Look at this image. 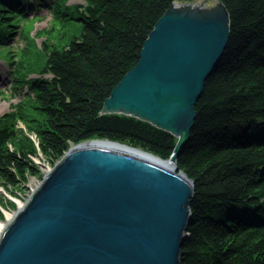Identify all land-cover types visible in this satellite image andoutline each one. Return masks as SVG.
I'll return each mask as SVG.
<instances>
[{
  "label": "trees",
  "instance_id": "1",
  "mask_svg": "<svg viewBox=\"0 0 264 264\" xmlns=\"http://www.w3.org/2000/svg\"><path fill=\"white\" fill-rule=\"evenodd\" d=\"M68 1L51 4L58 30L74 19ZM183 1L200 0H86L74 8L81 33L63 49H51L56 44L47 37L35 52L34 40L24 37L12 90L29 91L0 116V180L6 186H19L38 172L36 145L21 125L37 135L39 151L54 164L72 145L94 139L170 158L177 143L171 134L101 111L139 63L156 24L174 2ZM48 2L16 0L9 6L0 0V13L6 14H0V43L25 3L41 9ZM222 2L231 38L205 84L191 139L177 159L195 186L182 264H264V0Z\"/></svg>",
  "mask_w": 264,
  "mask_h": 264
},
{
  "label": "water",
  "instance_id": "2",
  "mask_svg": "<svg viewBox=\"0 0 264 264\" xmlns=\"http://www.w3.org/2000/svg\"><path fill=\"white\" fill-rule=\"evenodd\" d=\"M230 38L222 0L174 2L101 111L171 134L172 155L108 139L73 145L2 232L0 264H182L195 186L177 159Z\"/></svg>",
  "mask_w": 264,
  "mask_h": 264
},
{
  "label": "rangeland",
  "instance_id": "3",
  "mask_svg": "<svg viewBox=\"0 0 264 264\" xmlns=\"http://www.w3.org/2000/svg\"><path fill=\"white\" fill-rule=\"evenodd\" d=\"M49 1L50 6L41 9L33 8L31 5L25 3V5L18 9L17 16H13L8 21L12 22V31L7 35L6 41L0 43V91L4 92V95L0 98V116L10 111L13 105L20 103L25 98V94L29 91L27 87L22 88L18 93L12 90L13 82L15 81L14 78H12V72L16 66L14 64L20 61L22 50L27 43L24 37H28V40H34L35 46L31 49L37 52L42 48L43 42L47 37H50L56 44L55 47L52 46L51 49L58 48L61 50L71 39L79 36L81 33L82 22L78 20L80 15L74 8L77 5H85L86 0H69L66 3V6L71 8L68 13L71 14V17L74 19L67 22L63 30H58L57 27L59 24L54 21L53 18L51 9L53 5L51 4L56 2L55 0ZM200 1H206L210 5L216 2V0ZM4 2L12 6L16 0H4ZM30 2H34V0H30ZM0 14L6 15L5 13ZM47 33H50V35ZM59 35L62 36L59 37ZM30 78L39 77L37 75H31ZM21 127L36 145L37 154L33 159L38 172L36 175H29L27 180L15 187L6 186L0 180V221L3 223L8 221L9 215L13 216L18 212L21 204L23 205L29 200L33 191L43 180L46 173L56 165L39 151L37 135L27 130L24 125H21Z\"/></svg>",
  "mask_w": 264,
  "mask_h": 264
},
{
  "label": "bare ground",
  "instance_id": "4",
  "mask_svg": "<svg viewBox=\"0 0 264 264\" xmlns=\"http://www.w3.org/2000/svg\"><path fill=\"white\" fill-rule=\"evenodd\" d=\"M48 3H50V1ZM94 140H96V139H94ZM86 142L88 144H91V143H93V140H89V141H86ZM95 143H97V141ZM23 205L21 204V206H23ZM14 215L13 216L9 215L8 216V221L6 223H3V222L0 221V236H1L2 232L5 230V228L8 225V223L12 220V218L14 217Z\"/></svg>",
  "mask_w": 264,
  "mask_h": 264
}]
</instances>
